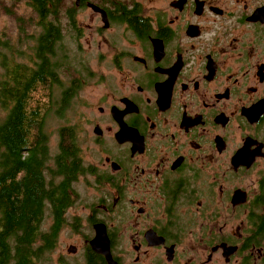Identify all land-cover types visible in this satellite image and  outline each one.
Masks as SVG:
<instances>
[{"label": "flooded vegetation", "instance_id": "obj_1", "mask_svg": "<svg viewBox=\"0 0 264 264\" xmlns=\"http://www.w3.org/2000/svg\"><path fill=\"white\" fill-rule=\"evenodd\" d=\"M46 3L54 47L83 40L100 78L69 91L76 182L57 188L61 136L57 152L36 145L33 209L4 177L0 264H264V0ZM97 224L112 262L92 247Z\"/></svg>", "mask_w": 264, "mask_h": 264}, {"label": "trees", "instance_id": "obj_2", "mask_svg": "<svg viewBox=\"0 0 264 264\" xmlns=\"http://www.w3.org/2000/svg\"><path fill=\"white\" fill-rule=\"evenodd\" d=\"M46 1L48 0L29 1L33 10H38L39 14L36 13L37 11L35 13L40 17L39 24L43 26V31L34 39L32 52L27 59L23 57L22 50L17 48L5 33L0 36V47L4 49L0 51V66L3 68L0 74V105L6 110L5 117L0 121V207L4 202L2 188L5 176L9 178V184L14 189L13 192H16L15 189H18L19 185L23 183L28 195L21 207L25 210L34 207L30 197L36 190L34 175H38L36 173L38 164L34 162L33 155L39 148L36 145L47 148V143H49V134L45 130L46 106L41 99L42 96L40 99L36 96V91L39 87L50 91L53 85L59 83V70L64 67V60L69 55L66 50L65 52H56L57 47L59 50L63 49L59 46L54 47L58 41L53 36L61 38L58 12L57 23L56 21L54 24L48 22L47 17L50 9ZM55 1V7L59 10V0ZM6 8L8 14L16 16L15 12L8 7L0 6V9L5 12H7ZM16 18L22 27L20 16L17 15ZM85 78L76 77L73 85L67 88L64 101L66 100L68 106L73 99L70 96L72 93L74 95L73 91L77 89L76 82ZM69 91L72 92L71 95ZM44 96L50 97L51 94L46 92ZM59 134L61 142L60 151L56 156L55 173L57 177H63V180L57 183V188L61 189V187H69L71 183L73 185L76 182L81 163L72 126H63ZM29 149H31V155L23 158V151ZM5 161H8V170H5ZM21 171H23L22 178L17 180V173Z\"/></svg>", "mask_w": 264, "mask_h": 264}, {"label": "rangeland", "instance_id": "obj_3", "mask_svg": "<svg viewBox=\"0 0 264 264\" xmlns=\"http://www.w3.org/2000/svg\"><path fill=\"white\" fill-rule=\"evenodd\" d=\"M6 6L15 12L16 16L19 15L22 21V27H20L16 16L8 14V10L0 9V36L5 33L12 43L20 48L23 53V57L27 59L28 55L32 52L34 45V36L37 35L36 13L29 6L28 1L21 0L14 2L13 0H0V6ZM64 23L66 20L64 19ZM68 35V34H67ZM18 39V40H17ZM66 46L63 48L68 52V58L64 60V67L59 70L60 81L58 84L53 85L52 90H44L39 87L36 91V96L42 100L46 106V129L50 136V142L52 148L57 152L59 148L60 134L59 131L63 126L74 125V121L79 113L83 110L82 102L79 99L72 100L68 106L66 100L64 101V91L71 85L70 82L74 81L76 77H86L88 81L94 83L100 78V68L97 65L99 63V52H90L86 50L85 43L81 39L71 40L66 38ZM0 47V51H3ZM82 69V70H80ZM3 68L0 66V74ZM91 83V84H92ZM91 84H89L91 86ZM91 89V88H90ZM89 91L86 88L80 95V98H84V95ZM48 92L51 96H44ZM6 110L0 105V121L5 117ZM77 192L81 194L82 201L92 193V188L89 187L87 181L82 179L76 183ZM80 202L75 208L74 213L78 216V219H84V211L81 208ZM72 242H76L79 236H76L73 231H69ZM85 233H88L87 231ZM66 236L63 233L61 239Z\"/></svg>", "mask_w": 264, "mask_h": 264}, {"label": "water", "instance_id": "obj_4", "mask_svg": "<svg viewBox=\"0 0 264 264\" xmlns=\"http://www.w3.org/2000/svg\"><path fill=\"white\" fill-rule=\"evenodd\" d=\"M95 228H96V235L91 241L92 247L98 253H103L104 255H106L108 261L112 262L111 251H110V246L108 244V238L106 235L105 226L102 224H97Z\"/></svg>", "mask_w": 264, "mask_h": 264}]
</instances>
